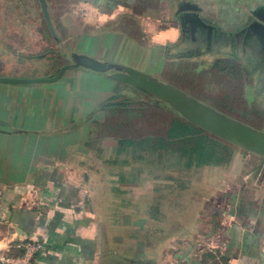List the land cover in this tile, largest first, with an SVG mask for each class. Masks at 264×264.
I'll return each mask as SVG.
<instances>
[{
    "label": "crops",
    "instance_id": "0c3cea01",
    "mask_svg": "<svg viewBox=\"0 0 264 264\" xmlns=\"http://www.w3.org/2000/svg\"><path fill=\"white\" fill-rule=\"evenodd\" d=\"M49 11L51 54L0 66V256L264 264V156L199 124L264 135V0Z\"/></svg>",
    "mask_w": 264,
    "mask_h": 264
},
{
    "label": "rangeland",
    "instance_id": "374dc122",
    "mask_svg": "<svg viewBox=\"0 0 264 264\" xmlns=\"http://www.w3.org/2000/svg\"><path fill=\"white\" fill-rule=\"evenodd\" d=\"M40 0H0V62L11 72V59L42 55L53 46ZM60 0H45L50 15ZM12 55V56H11ZM167 131L168 123H161Z\"/></svg>",
    "mask_w": 264,
    "mask_h": 264
},
{
    "label": "water",
    "instance_id": "95a60500",
    "mask_svg": "<svg viewBox=\"0 0 264 264\" xmlns=\"http://www.w3.org/2000/svg\"><path fill=\"white\" fill-rule=\"evenodd\" d=\"M39 2L41 3L42 10L45 15L47 27L50 30V33L55 36L54 27L47 10V4L45 0H40ZM136 82L138 85H140L145 89H149L151 91H157L165 95L167 94V92H165V88L162 85L156 83H150L144 79L143 80L140 79ZM190 116L192 120L199 121V118L194 117L192 115ZM199 124L245 149L251 150L252 152H256L264 156V135L261 133H258L247 127L237 124H221V123H205V122L204 123L199 122Z\"/></svg>",
    "mask_w": 264,
    "mask_h": 264
},
{
    "label": "built area",
    "instance_id": "2783aa9c",
    "mask_svg": "<svg viewBox=\"0 0 264 264\" xmlns=\"http://www.w3.org/2000/svg\"><path fill=\"white\" fill-rule=\"evenodd\" d=\"M44 244L31 241L22 247L23 254L19 257L0 256V264H33L38 254L44 250Z\"/></svg>",
    "mask_w": 264,
    "mask_h": 264
},
{
    "label": "trees",
    "instance_id": "16d2710c",
    "mask_svg": "<svg viewBox=\"0 0 264 264\" xmlns=\"http://www.w3.org/2000/svg\"><path fill=\"white\" fill-rule=\"evenodd\" d=\"M179 130H180V123L178 121L173 122L171 129V136H173V138H178Z\"/></svg>",
    "mask_w": 264,
    "mask_h": 264
},
{
    "label": "flooded vegetation",
    "instance_id": "af4514ba",
    "mask_svg": "<svg viewBox=\"0 0 264 264\" xmlns=\"http://www.w3.org/2000/svg\"><path fill=\"white\" fill-rule=\"evenodd\" d=\"M48 31H49V33H50V30L48 29ZM51 34V33H50ZM51 53H50V50L49 51H47V50H45V53L44 54H42V55H37V56H31L32 58L33 57H46L47 55H50ZM29 58V57H28ZM179 148V145L177 144V149Z\"/></svg>",
    "mask_w": 264,
    "mask_h": 264
}]
</instances>
